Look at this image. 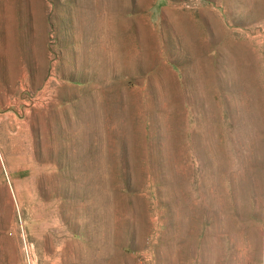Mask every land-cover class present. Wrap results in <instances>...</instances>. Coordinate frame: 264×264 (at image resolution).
<instances>
[{"label":"rangeland","instance_id":"rangeland-1","mask_svg":"<svg viewBox=\"0 0 264 264\" xmlns=\"http://www.w3.org/2000/svg\"><path fill=\"white\" fill-rule=\"evenodd\" d=\"M0 264H264V0H0Z\"/></svg>","mask_w":264,"mask_h":264},{"label":"bare ground","instance_id":"bare-ground-1","mask_svg":"<svg viewBox=\"0 0 264 264\" xmlns=\"http://www.w3.org/2000/svg\"><path fill=\"white\" fill-rule=\"evenodd\" d=\"M237 51H239V50H237ZM228 52L230 54V56H229L230 57V64H229V67H230V79L235 83V88H236L237 94H238L237 98H238V101H239L236 104V109L238 108L237 109L238 113L241 111V114H242V113H244L247 110V107H248V104H247L246 98H245L246 92H245V90L243 88V83H244V80H243V78H244L243 77V72H244L243 65H244V63H243V56H242L243 54L242 55H240L241 53L234 54V52H233V50L231 48L228 49ZM221 158H222V156L220 157V160H222L224 157L222 159ZM220 160H219V162H220ZM224 161H226V160H224ZM222 163H223V161H222ZM221 167L223 168V166H221ZM218 169H220V168H218ZM98 249H99L98 255H101L104 249H100V248H98Z\"/></svg>","mask_w":264,"mask_h":264}]
</instances>
